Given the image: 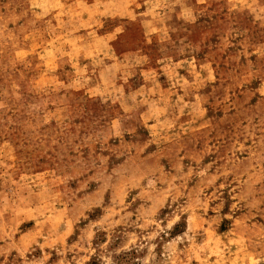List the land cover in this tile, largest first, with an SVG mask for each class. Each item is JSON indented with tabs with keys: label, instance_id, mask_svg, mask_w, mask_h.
<instances>
[{
	"label": "rangeland",
	"instance_id": "obj_1",
	"mask_svg": "<svg viewBox=\"0 0 264 264\" xmlns=\"http://www.w3.org/2000/svg\"><path fill=\"white\" fill-rule=\"evenodd\" d=\"M264 264V0H0V264Z\"/></svg>",
	"mask_w": 264,
	"mask_h": 264
},
{
	"label": "trees",
	"instance_id": "obj_2",
	"mask_svg": "<svg viewBox=\"0 0 264 264\" xmlns=\"http://www.w3.org/2000/svg\"><path fill=\"white\" fill-rule=\"evenodd\" d=\"M88 264H96V262L94 259H92V261H90Z\"/></svg>",
	"mask_w": 264,
	"mask_h": 264
}]
</instances>
